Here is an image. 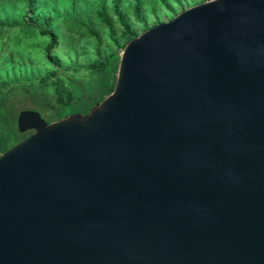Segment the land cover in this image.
<instances>
[{"label":"water","instance_id":"1","mask_svg":"<svg viewBox=\"0 0 264 264\" xmlns=\"http://www.w3.org/2000/svg\"><path fill=\"white\" fill-rule=\"evenodd\" d=\"M16 126L0 264H264V0L182 8L87 111Z\"/></svg>","mask_w":264,"mask_h":264},{"label":"trees","instance_id":"2","mask_svg":"<svg viewBox=\"0 0 264 264\" xmlns=\"http://www.w3.org/2000/svg\"><path fill=\"white\" fill-rule=\"evenodd\" d=\"M42 1L44 0H23L22 5L26 6L24 7L23 14L25 18L23 20L28 24H33L34 27L39 25L41 31H44L45 28L51 31L48 27L57 23V19L59 18L54 19L55 16L49 14L50 9L47 7V4L44 3V5L41 6ZM63 1H66V9H64V11L67 12L65 13L63 11L61 16H67L68 14V16L73 17V19L76 20V24H78L76 26L77 31H79V33H88L91 38L96 40V58L88 61L83 68V70H87L88 73L93 74L92 80H89V83L92 82L90 84L91 86L89 88L86 86V89L77 91V89H74L69 83V80L75 79H71L68 72L71 69H73L72 71H76L79 68H69L68 66L59 68L58 64L55 65L56 67H54V69L49 68L47 73H41L35 78L26 79L29 81L28 83H24L17 77L0 79V152L29 133V129L19 131L16 126V113L18 109L27 108V105L22 106L21 104L22 101L20 98L22 96L30 97V95H32L34 103L38 104L39 101V103L43 105L41 107H47V109L55 108L58 104L62 106V103L66 102L74 104L67 112H85L94 102L99 101L104 95L109 93L114 84L119 50L128 39L139 32L136 27V22L142 25V29L152 25V23H148L147 18L150 14L155 12V0H121L124 2V8L119 5L120 0H108L107 5L105 3L106 0ZM157 1L164 3L165 12H171L174 15L177 12V7L182 9L185 5H190L202 0H171L173 1L172 4L167 0ZM87 5L90 8H87ZM108 6H110L113 15H115L114 20H116V26L113 25L112 16L106 12V7ZM127 9H130L136 22L128 17ZM0 10H2V13H6L0 18V28L13 26V24L10 23V14H8V11H10V4H8V1L6 4L5 1L0 0ZM82 10V13L88 14L89 16L81 15L80 12ZM56 14L58 15V13ZM91 15H94V19L102 24V29L106 30L107 36L112 43V46H108L103 54L98 51L100 31L98 32L94 26L87 23L92 18ZM33 16H36V18H33ZM153 16L156 17V14ZM79 23L85 24H83V30L78 29ZM69 34L73 35V31ZM54 35V32H50L52 40ZM54 45H56V43L54 44V42H52L48 48L49 51L47 56L53 55V52H49ZM49 87L52 89L51 91L48 90ZM17 90H20V92L18 93ZM28 91H30L31 94H27ZM63 113L66 112L57 109L55 116L49 117L50 119L48 121L60 117Z\"/></svg>","mask_w":264,"mask_h":264},{"label":"rangeland","instance_id":"3","mask_svg":"<svg viewBox=\"0 0 264 264\" xmlns=\"http://www.w3.org/2000/svg\"><path fill=\"white\" fill-rule=\"evenodd\" d=\"M1 1H5L6 4L8 1V4H10V11H8V14H10V23H12L13 26L0 28V79H11L17 77L24 83H28L29 81L26 79H32L33 77L35 78L41 73H47L49 68L54 69V67H56L55 65L58 64L59 68L64 66H68L69 68H79L76 71H72L73 69H69L70 71L68 70L70 72H68L69 77L71 79H75L69 80L70 85L74 87V89H77V91H81L83 89H86V86H88V88L91 86L90 84L92 82L89 83V80H92L93 74L88 73V71L83 70V68L88 61L96 58V40L91 38L88 33H79L76 28L78 24H76V20L73 19V17L68 16V14L67 16H61L64 9H66V1H42L41 6H43L44 3L47 4V7L50 9L49 14L54 15V19H60H57L58 22L54 23L51 27H48L51 31L46 28L44 29V31H41V27H39V25L34 27L33 24L24 22L23 19L25 18V16L23 12L24 7L26 6L22 5L23 0ZM167 1L171 2V4L173 3V1L171 0ZM105 3L107 5L108 0H106ZM119 5L122 8L125 7L124 2H122L121 0L119 2ZM186 6L188 5H185L184 7ZM154 7L155 12L150 14L147 18L149 24H154L159 20L167 19L173 15V13L171 12H165V5L161 1L155 0ZM87 8L90 7L88 6ZM127 10L128 17L136 22L130 9ZM179 10L181 9L177 7L176 11L178 12ZM82 12L83 10L80 12L81 15L89 16L88 14ZM106 12L112 16L113 25L116 26L117 23L116 20H114L115 15H113L110 6L106 7ZM56 13H58V15ZM4 14L6 13H2V10H0V18L3 17ZM154 14H156V17L153 16ZM91 17L92 18L87 23H90L92 26H94V28L98 32L100 31V43L98 46V51H100L99 53L103 54L108 46H112V43L107 36L106 30L102 29V24L94 19V15H91ZM33 18H36V16H33ZM136 23V27L139 32L143 30L142 25H140L139 22ZM83 24L84 23H79L78 29L83 30ZM71 31H73V35L69 34L71 33ZM50 32L55 33L53 40L50 36ZM52 42H54V44L56 43V45H54L49 52H53V55L47 56V53L49 51L48 48L50 47ZM48 90L51 91L52 89L49 87ZM17 92L19 93L20 90H17ZM27 94H31V92L28 91ZM20 99L22 101V106L27 105V108L37 110L40 115L47 121L50 119L49 117L55 116L57 109L66 112L62 114L64 115L70 113L67 112L68 109L74 106V104L63 102L62 106H60L61 104H58V106L55 108L47 109V107H41L43 105L40 104L39 101L38 104L34 103L32 95H30V97L22 96Z\"/></svg>","mask_w":264,"mask_h":264},{"label":"flooded vegetation","instance_id":"4","mask_svg":"<svg viewBox=\"0 0 264 264\" xmlns=\"http://www.w3.org/2000/svg\"><path fill=\"white\" fill-rule=\"evenodd\" d=\"M31 131V129H29V132Z\"/></svg>","mask_w":264,"mask_h":264}]
</instances>
